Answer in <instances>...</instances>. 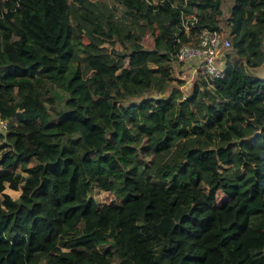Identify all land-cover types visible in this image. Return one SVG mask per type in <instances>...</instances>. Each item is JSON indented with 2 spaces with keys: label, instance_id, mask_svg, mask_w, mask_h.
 Segmentation results:
<instances>
[{
  "label": "trees",
  "instance_id": "trees-1",
  "mask_svg": "<svg viewBox=\"0 0 264 264\" xmlns=\"http://www.w3.org/2000/svg\"><path fill=\"white\" fill-rule=\"evenodd\" d=\"M234 1L239 58L187 95L184 20L222 0H0V264H264V0Z\"/></svg>",
  "mask_w": 264,
  "mask_h": 264
},
{
  "label": "rangeland",
  "instance_id": "rangeland-1",
  "mask_svg": "<svg viewBox=\"0 0 264 264\" xmlns=\"http://www.w3.org/2000/svg\"><path fill=\"white\" fill-rule=\"evenodd\" d=\"M93 1L105 2L110 7L112 6L113 10L116 12V14L118 16H121L123 14L124 7L122 5L114 2V0H93ZM154 1H157V0H154ZM234 3H235L234 0H222V4H221L222 15L219 18L222 31L224 32L225 35H227L229 37L231 36V39H232L233 35L231 33L230 24H229L228 19L230 18L231 14H232V6L234 5ZM184 23L186 25L185 28H186V31L188 32L189 40L197 42L198 36H199L201 30L200 31L199 30L192 31L191 28H192L193 23H192V18L190 15L186 16ZM143 45L147 48H152L154 45V40H153V37H152L150 30H147L146 34L143 37ZM116 47L123 50L124 45L118 41L116 44ZM224 54H225V56H223L221 59L224 64H226V62L230 61V60L232 62H234L236 59L239 58V56L237 54H235V52H234L233 45H231V47L229 49H225ZM197 66H198V63H196L194 60L184 61V60H179V59L175 58L172 62V78H173V80L170 81L171 85L179 87L184 92V94H187V95L190 94L192 91L193 84L196 81H201L202 79H206L203 76V74L200 72V70H196V68H198ZM246 67H247V71L250 74H255V75L264 77V63H262L261 65H259L257 67H251V66H247V65H246ZM167 93H169V91H167ZM161 95L156 90H150V91H147L143 95V97H151V96L158 97ZM140 99L141 98H135V100H140ZM59 103H60V101H59ZM129 103L130 102H126V105H128ZM0 131H2L1 128H0ZM0 142H1V140H0ZM147 158H149V157H147ZM35 162H36V160H32L28 164L21 163L15 169V171L25 173L23 170L24 167H26L27 165H32ZM5 191L10 193L12 195V197H14L15 199H18L20 196V193H21L20 189H13L8 185V183H6ZM89 195L94 197V199L97 201L99 206H101L104 203H110L111 201L115 200V195L111 191L105 190V189L101 188L98 184H95V183L92 185V187L89 191ZM213 196L215 197L217 202H220L226 198V195L221 190L214 191ZM65 249L66 248H64V247L57 246L54 249V252L60 253L62 250H65Z\"/></svg>",
  "mask_w": 264,
  "mask_h": 264
},
{
  "label": "built area",
  "instance_id": "built-area-1",
  "mask_svg": "<svg viewBox=\"0 0 264 264\" xmlns=\"http://www.w3.org/2000/svg\"><path fill=\"white\" fill-rule=\"evenodd\" d=\"M190 16L193 23L196 15ZM231 45V36L225 35L222 30L203 28L197 42L189 40L180 44L175 58L184 61L194 60L198 63L196 70H200L207 80H211L224 76L225 64L221 59L225 56L224 50L229 49ZM7 121L0 118V128H6Z\"/></svg>",
  "mask_w": 264,
  "mask_h": 264
}]
</instances>
